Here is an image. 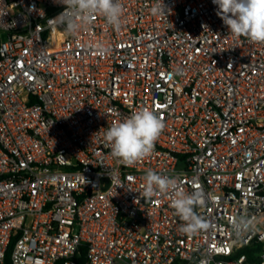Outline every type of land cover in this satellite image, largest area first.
Masks as SVG:
<instances>
[{
    "label": "built area",
    "instance_id": "built-area-1",
    "mask_svg": "<svg viewBox=\"0 0 264 264\" xmlns=\"http://www.w3.org/2000/svg\"><path fill=\"white\" fill-rule=\"evenodd\" d=\"M119 2L118 31L70 34L54 0H0V264H264V43L212 0ZM145 107L165 127L125 164L105 133ZM150 169L204 227L141 196Z\"/></svg>",
    "mask_w": 264,
    "mask_h": 264
},
{
    "label": "clouds",
    "instance_id": "clouds-1",
    "mask_svg": "<svg viewBox=\"0 0 264 264\" xmlns=\"http://www.w3.org/2000/svg\"><path fill=\"white\" fill-rule=\"evenodd\" d=\"M63 6L64 11L56 21L68 33L74 34L97 14L104 17L106 23L115 30L121 27L122 7L119 0H54ZM217 6L216 14L236 36H243L254 43H264V0H212ZM163 0H157L152 14L165 15ZM98 51L107 54L108 48L100 46ZM165 125L163 120L149 108H141L129 117L107 129L106 141L111 155L117 160L132 164L150 155L154 144ZM142 191L145 200L157 193L172 190L174 199L171 206L186 223L182 231L194 233L204 227V221L194 211L196 196L178 189L174 178L148 170L143 177Z\"/></svg>",
    "mask_w": 264,
    "mask_h": 264
},
{
    "label": "trees",
    "instance_id": "trees-1",
    "mask_svg": "<svg viewBox=\"0 0 264 264\" xmlns=\"http://www.w3.org/2000/svg\"><path fill=\"white\" fill-rule=\"evenodd\" d=\"M13 245H14V240L11 242V246H10L9 252L7 253V262H9V260H10V253H11Z\"/></svg>",
    "mask_w": 264,
    "mask_h": 264
}]
</instances>
